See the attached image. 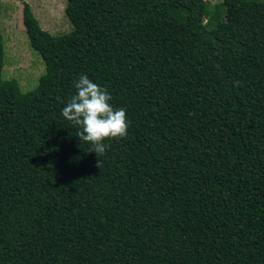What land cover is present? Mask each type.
Returning a JSON list of instances; mask_svg holds the SVG:
<instances>
[{"label": "trees", "instance_id": "16d2710c", "mask_svg": "<svg viewBox=\"0 0 264 264\" xmlns=\"http://www.w3.org/2000/svg\"><path fill=\"white\" fill-rule=\"evenodd\" d=\"M20 1L46 71L5 78L0 27V264H264V0H68L58 35ZM81 75L126 109L100 157Z\"/></svg>", "mask_w": 264, "mask_h": 264}, {"label": "rangeland", "instance_id": "374dc122", "mask_svg": "<svg viewBox=\"0 0 264 264\" xmlns=\"http://www.w3.org/2000/svg\"><path fill=\"white\" fill-rule=\"evenodd\" d=\"M42 28L58 35L69 32L73 25L66 15L68 0H29ZM211 11H224L223 0H207ZM215 19V15L206 20ZM0 27L5 43V78H16L23 91L33 90L46 71L45 62L35 50L23 22V3L2 0Z\"/></svg>", "mask_w": 264, "mask_h": 264}, {"label": "clouds", "instance_id": "9594fccd", "mask_svg": "<svg viewBox=\"0 0 264 264\" xmlns=\"http://www.w3.org/2000/svg\"><path fill=\"white\" fill-rule=\"evenodd\" d=\"M74 86L76 94L62 108V116L79 127L76 136L91 145L89 152L100 157L108 147L105 140L127 136L126 109L114 108L110 103L111 94L86 75H81Z\"/></svg>", "mask_w": 264, "mask_h": 264}, {"label": "crops", "instance_id": "0c3cea01", "mask_svg": "<svg viewBox=\"0 0 264 264\" xmlns=\"http://www.w3.org/2000/svg\"><path fill=\"white\" fill-rule=\"evenodd\" d=\"M27 1H29V0H27Z\"/></svg>", "mask_w": 264, "mask_h": 264}]
</instances>
